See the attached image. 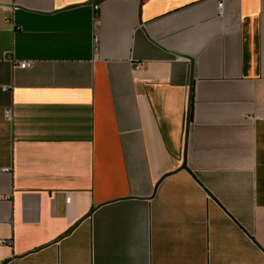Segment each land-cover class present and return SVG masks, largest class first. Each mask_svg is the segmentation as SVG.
Returning <instances> with one entry per match:
<instances>
[{"label":"crops","instance_id":"obj_1","mask_svg":"<svg viewBox=\"0 0 264 264\" xmlns=\"http://www.w3.org/2000/svg\"><path fill=\"white\" fill-rule=\"evenodd\" d=\"M218 2L0 0V264H264V0Z\"/></svg>","mask_w":264,"mask_h":264},{"label":"built area","instance_id":"obj_2","mask_svg":"<svg viewBox=\"0 0 264 264\" xmlns=\"http://www.w3.org/2000/svg\"><path fill=\"white\" fill-rule=\"evenodd\" d=\"M98 7H99V5H96L95 6V8H98ZM218 7H219L220 10L223 9V7H224V0H219ZM176 59H180V57H177ZM31 64H32L31 61H21V62H19L17 64V66L20 67V68H27V67L31 66ZM143 66H144V62H137L136 63V68L137 69H140ZM13 115H14V111H13V108L12 107L7 108L5 110V117H6L7 120L12 121L13 120ZM1 242H5V240H2Z\"/></svg>","mask_w":264,"mask_h":264},{"label":"water","instance_id":"obj_3","mask_svg":"<svg viewBox=\"0 0 264 264\" xmlns=\"http://www.w3.org/2000/svg\"><path fill=\"white\" fill-rule=\"evenodd\" d=\"M192 90H193V75L190 80V93H189V103H188V114H187V127L189 131L190 123H191V105H192ZM187 142H186V149L184 154V162L182 164V168H185L191 172L190 167L187 164Z\"/></svg>","mask_w":264,"mask_h":264}]
</instances>
